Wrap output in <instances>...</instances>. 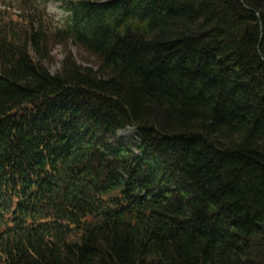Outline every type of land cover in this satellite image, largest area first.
<instances>
[{
    "label": "trees",
    "instance_id": "1",
    "mask_svg": "<svg viewBox=\"0 0 264 264\" xmlns=\"http://www.w3.org/2000/svg\"><path fill=\"white\" fill-rule=\"evenodd\" d=\"M60 1L0 17V264H264V0Z\"/></svg>",
    "mask_w": 264,
    "mask_h": 264
},
{
    "label": "rangeland",
    "instance_id": "2",
    "mask_svg": "<svg viewBox=\"0 0 264 264\" xmlns=\"http://www.w3.org/2000/svg\"><path fill=\"white\" fill-rule=\"evenodd\" d=\"M45 0H36L37 7L43 9L42 12H40L44 17L46 15L45 20L49 21L51 26H54L56 23L58 25H62L67 14L65 11H63L62 6L60 2H53L48 1L46 2V5L43 6ZM26 6L23 5V3L18 2L14 3L12 0H0V17L4 15L9 14H18L22 17H25L33 12V9L31 11L28 10ZM35 11V10H34ZM24 23V21H19V25L21 26ZM72 54V57L75 59V61L79 65H83L85 67H91L93 66L90 63V60L87 59L88 57L84 54V52L78 51L74 45H69L68 49L66 50L64 46L62 45H55L53 47L52 51V58L50 61H42V64L49 70V72L52 75L57 74L62 69V64L65 60V57L68 53ZM136 131L133 128H126L118 132L119 138H124L126 140H131L135 138Z\"/></svg>",
    "mask_w": 264,
    "mask_h": 264
}]
</instances>
